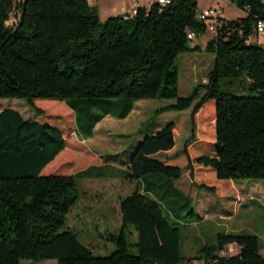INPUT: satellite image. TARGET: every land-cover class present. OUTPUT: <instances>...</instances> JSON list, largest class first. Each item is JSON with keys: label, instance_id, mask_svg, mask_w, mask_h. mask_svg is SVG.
<instances>
[{"label": "trees", "instance_id": "obj_1", "mask_svg": "<svg viewBox=\"0 0 264 264\" xmlns=\"http://www.w3.org/2000/svg\"><path fill=\"white\" fill-rule=\"evenodd\" d=\"M229 1L246 15L220 18L203 48L213 56L207 80L181 96L175 59L199 49L191 45L189 32L207 29L197 18V0L154 1L133 17L113 15L104 21L89 0H27L21 24V0H0V98L21 99L37 114L43 111L35 100H63L84 139L106 115L125 118L138 100L172 101L153 110L151 119L176 112L134 148L127 177L142 184L120 199L122 228L106 236L114 252L97 256L66 228L80 198L77 180L92 168L42 175L65 148L61 131L15 109L1 110L0 264L46 259L57 264H264L255 234L219 233L195 256L183 257L180 227L149 196L155 190L159 200L168 198L165 177L176 180L185 169L195 188L218 196L236 181L264 180V47L249 41L257 21L264 22V2ZM15 11L17 21L8 25ZM234 82L239 88L247 84L251 93H233ZM93 106L102 107V114ZM59 113L70 120L65 109ZM173 190L175 205L167 208L177 219L187 197ZM189 214V223L199 218L193 209ZM131 227L136 240L129 243ZM231 243L238 253L220 255Z\"/></svg>", "mask_w": 264, "mask_h": 264}, {"label": "rangeland", "instance_id": "obj_2", "mask_svg": "<svg viewBox=\"0 0 264 264\" xmlns=\"http://www.w3.org/2000/svg\"><path fill=\"white\" fill-rule=\"evenodd\" d=\"M20 0H17V2ZM98 1V4L100 7H104L107 9L108 12L104 13H110L115 12L117 15H119L120 8L122 7V0H91V3L95 5V3ZM144 3H149L152 0H143ZM219 1L220 5L223 7V11H225L226 15L228 17H234L237 15V9L229 2H226V0H197V6L198 10H201L203 8L208 7H219L216 6L215 2ZM16 10V9H15ZM204 10V9H203ZM102 14L103 17H105L106 14ZM14 18H17L15 11ZM102 17V18H103ZM101 19V18H100ZM102 20V19H101ZM104 21V18L103 20ZM12 24L13 21H11ZM256 37H262V35L254 34ZM253 35V36H254ZM264 38V36H263ZM262 39V38H261ZM252 41V40H251ZM259 45H263L262 43H259ZM211 56L212 54L205 52L202 50H195L188 53H180L176 59H175V65L178 71V89H179V95L181 96H187L190 95L192 90L198 86L201 82L202 77H207L208 70L210 69V62H211ZM205 66V67H203ZM195 79H200L199 83L195 82ZM206 82V80H205ZM231 86V91L237 95H245L248 93H251L248 90L247 84H243V87L239 88L237 82H234ZM39 100H46V99H37L34 101V104L36 107L40 108L43 111V114H37L32 108H30L23 100L16 99V98H0V111L3 109L11 108L19 111L23 117L29 119V118H35L38 121L42 123H48L56 128H58L67 138V145L74 148V141L72 140V137L68 136L69 131H76V124L74 121V114L73 111H71L72 115L69 113L70 111L66 110L70 114V120H67L65 115L60 114L59 112L63 109L60 108L57 104L50 102V101H41ZM168 100H157V99H143L139 100L138 107L132 113V115L128 118L127 121H121L111 116H106L104 120H102L100 123L96 125L94 128L95 133L94 136L91 139L85 141L84 143H81V146L83 147H90L91 149L100 150L105 158H109L110 156L122 157L124 154V151L122 149H119L118 147H124L129 148L131 142L133 141V138L136 137L139 133L134 132V126L139 124L141 120H144L147 118L148 115H151L152 111L155 110L158 107H161L167 102ZM93 111H97L98 113L102 114V107L99 106H93ZM174 114L171 115V113L162 114L156 119H150L151 124L157 125L159 127H163L166 123L171 121L174 117ZM128 123V130L131 129L129 133H123L120 132L124 129V124ZM141 130H144L141 128ZM109 131V132H108ZM84 144V145H83ZM69 147V148H71ZM76 147V146H75ZM78 150V149H77ZM67 152H65L59 159L58 163L52 164L50 169L53 170V168L61 167L62 169H65L66 166H63L62 164L65 162ZM68 163L72 162L74 160H79L80 155L79 152L76 151V153L70 154V156L67 158ZM63 160V161H62ZM67 165V164H66ZM169 180V186L165 185V188H163V191H165L164 194H169L168 198H161L159 200L158 194L155 192V190H152V194H149L150 197L156 199L167 219L170 223L178 225L181 229V255L183 257H193L198 253V250L202 245L205 243H213L215 242L216 236L219 233H225V232H232L237 234H255L259 237V241L261 246H263L264 243V207L259 206L256 202H252L251 208L243 207L241 208L239 203L240 201L236 200L238 198H242V194L233 190H229L224 197L228 196L227 198H222L221 196L209 193L204 190H199L194 187L190 176H189V170L185 169L182 172V175L175 183V181L168 177H165ZM172 182V183H171ZM235 184L239 185L241 188H248L250 186V189H252V193L254 198H256L261 204L264 205V180H252V179H243L234 182ZM251 184V185H250ZM134 183H130L126 180L122 179H116L111 182V180H101L96 181L95 179H87L83 181L82 183H78V188L80 192L85 191V197L82 199L81 204H87L88 205L93 203L97 198L98 194L103 197V191L104 189L106 191L109 190H117V199L120 197V195L128 193L133 187ZM173 186L180 190L181 192L185 193V196L187 199L182 200L181 202L186 204L181 208L183 216H179L177 219H175V216H173L172 212L169 210L171 207L174 206V190ZM104 187V188H103ZM103 188V189H102ZM232 188V187H231ZM105 192V191H104ZM263 193V195H262ZM113 195V194H112ZM262 195V196H261ZM210 196V197H208ZM204 198L205 201L203 199ZM203 201L202 205H199L198 201ZM180 202V203H181ZM221 202L224 204L227 208H231L234 210V208L238 211V216H232L230 218L226 217H218V216H209L208 218H196L194 219V224L189 223V211L193 209L196 213V215L203 216L205 211L208 210L210 212H213L216 210L215 207L221 208ZM228 204V205H227ZM170 205V206H169ZM93 207V206H92ZM91 207V208H92ZM111 208L114 207L113 204L110 206ZM200 207V208H199ZM203 211H201V210ZM246 210V211H245ZM210 212H207L210 214ZM258 214L260 216H258ZM70 222L73 223L76 227L78 224L75 221L74 215H71L69 218ZM80 227V225H79ZM91 229V227L89 226ZM79 240L85 244L83 236L85 233L82 234L78 232ZM119 233V232H117ZM91 238H94L91 240V243L89 244V247H91V250L93 253L97 256H108L115 250V246L113 243L103 240L101 235L99 234V231L95 228H92L90 230ZM81 235V236H80ZM88 235V234H86ZM97 236V237H96ZM86 240V239H85ZM126 240L129 243H132L136 240V233L133 227L129 230H126ZM87 245V244H85ZM220 255L228 254L226 250L219 253ZM21 264H57L55 259H46V260H40V261H32V260H22ZM191 264H202V262L194 260Z\"/></svg>", "mask_w": 264, "mask_h": 264}, {"label": "crops", "instance_id": "obj_3", "mask_svg": "<svg viewBox=\"0 0 264 264\" xmlns=\"http://www.w3.org/2000/svg\"><path fill=\"white\" fill-rule=\"evenodd\" d=\"M154 1H156V0H152L149 3H144L143 0H138V5H139V7L148 8ZM89 2L91 3V0H89ZM226 2L230 3L229 0H226ZM263 2H264V0H263ZM121 3H122V7L120 8L119 15L123 16V14H125L131 10L132 6H131L130 0H122ZM91 5L97 8L98 13H99V17L102 20H103V18L105 20L109 16L117 15L115 12L104 13V12H108V11L103 6L100 7V5L98 4V1L95 3V5L92 3H91ZM215 5L221 7L220 17L223 19H227V20L235 19V18L243 17L246 15V11L238 8L236 10L238 12L236 16L228 17L226 15L225 11H223V9H222L223 7L220 5L219 1H216ZM233 6L236 7L235 5H233ZM205 8H203V9H205ZM203 9L198 10V12L202 11ZM103 13L106 14L105 17H103V15H102ZM214 35H215V31L210 29L209 27H207L205 33L199 34V35L195 34L194 43H195V45H197L199 47L198 50L199 51L202 50L204 48V46L206 45V43ZM260 35H262V37H260V36L256 37L255 35L254 36L251 35L249 37V41L251 43H258V44L262 43V44H264V38H263L264 31ZM261 46H263V45H261ZM210 60H211L210 64L212 65L213 56H211ZM203 67H205V66H203ZM205 80H207V77H202L200 84L205 83ZM199 81H200V79H195L196 83H199ZM46 100L57 104L62 109L70 111L69 113L72 115V113H71L72 109L63 100H59V99H46ZM138 101L135 102L133 109L125 118L118 119V120L127 121L128 118L132 115V113H134V111L137 109L138 103H140ZM171 102L172 101H167V102H165L164 105L170 104ZM152 113H153V111H152ZM152 113H151V115H148L146 119L141 120L139 122V124L134 126V132H138L139 134L133 138V141L131 142L130 147L126 148V149L124 147H118L119 149H122L124 151V154L122 157L116 158L115 155L114 156L112 155L109 158H105L101 152L99 153L100 150H98V149L95 150V149H91L90 147L87 148V147L81 146V143H84L85 141L91 139L94 136L95 130L93 131V135L89 138H86V139L79 137L76 134V132L73 130V131L68 132V136L72 137V140L74 141V145L76 147L74 146V148H73V147L69 146V144L67 145L68 138L61 132L64 139H65V148L61 152H59L56 155V157L41 170L42 175H48V174L70 175V174H75L77 172L84 171L88 168H92V170L89 172V174H87L86 176H83L77 180V185L79 182L82 183L83 181H85L87 179L88 180L89 179H95L96 181H101V180H106V181L109 180L110 181L111 180V182H112V181L120 178V179L126 180L130 183H134V187L132 186L133 188L130 191H128V193L120 195V197H118L119 199H117V196H119V195H116L117 190L106 191L104 189L105 192L104 191L102 192L103 197H101V195L98 194V198L92 204L90 203L89 205H88V203L84 204V205L81 204L83 201L82 199H84V197H85V191L80 192V198L78 199L76 204L73 205V207L70 209V211L67 215L66 228L73 231L76 234L78 240H79V237H78L79 233L78 232H80L82 234V236L85 233L83 238H84L85 244H87V245H85V244L84 245L90 249H91V247H89V244L91 243V240L94 239V238H91V234H90V230L92 228L97 229L99 231V234L101 235L102 239L106 240V241H108L106 239L107 234H117V232H119L122 228V218H121V213H120V209H119L120 199L122 197L129 195L135 189V187L138 184H140V185L142 184L141 180H136V179H132V178L127 177L128 173H129L128 167H129V160H130L131 154L134 151V148L136 147L138 142L146 134H152L156 130L161 128L157 125L151 124L150 119H151ZM166 113H171V115H173V113H175L174 117L176 115L175 111L170 110V111H166V112L159 114L157 117H159L162 114H166ZM106 116H109V115H106ZM105 117H103L98 123H100L102 120H104ZM29 119H32V118H29ZM33 120H37V119L33 118ZM96 125H95V127H96ZM127 128H128V123H125L124 129L120 132L129 133L131 131V129L128 130ZM141 128H143L144 130H141ZM90 141H92V139ZM69 147H71V148H69ZM76 151L79 152L80 159L78 161L74 160V161L68 163L67 158L73 152L76 153ZM65 152H67V154H66L65 159H63V160H65V162L62 164L63 166H66L65 169H62L61 167H57V168L55 167V168H53V170H51L50 169L51 165L58 163L59 159L61 157H63L62 155ZM154 177H155V179H158L157 176H154ZM179 179L180 178L174 180L175 183H177V181H179ZM231 190L239 192L242 194V198L236 199V200L240 201L239 205L241 208H243V207H246L248 209L251 208L252 202H256L259 206L264 207L263 204H261L256 198H254V196H253L254 193H252L253 191H252V189H250V186L246 189V188H241L239 185L233 183ZM183 194L185 195V193H183ZM262 195H263V193H262ZM208 197H210V196H208ZM221 197L227 198L228 196L227 197L221 196ZM201 199H203L205 201L204 198L201 197ZM198 202H199L198 203L199 205L203 204L202 203L203 201H201V200ZM219 203H221V202H219ZM111 204L114 205L113 208L110 207ZM220 206H221V208H219V209H218V207H215L216 210H214L213 212L206 210L205 211L206 213H204L202 217L200 215H197V216L199 218L203 219V218H208L209 216H215V215L218 217H226V218H230L232 216H238L239 215L236 208H234V210H232L231 208H227L222 203ZM201 211H203V210H201ZM207 212H210V214ZM71 215H74L75 221L78 224L77 227L73 223L70 222L69 218ZM258 216H260V215L258 214ZM191 224H194V222ZM79 225H80V227H79ZM89 226L91 227V229L89 228ZM225 233H232V232H225ZM86 234H88V235H86ZM224 250H226V252L228 253V254H225V256H232V255H235L238 253L239 247L236 244L231 243V244H228ZM259 252L264 257V243H263V246H260Z\"/></svg>", "mask_w": 264, "mask_h": 264}, {"label": "built area", "instance_id": "obj_4", "mask_svg": "<svg viewBox=\"0 0 264 264\" xmlns=\"http://www.w3.org/2000/svg\"><path fill=\"white\" fill-rule=\"evenodd\" d=\"M130 2L132 6L131 10L123 14L124 18H130L137 14V10L139 8L138 0H130ZM156 2L160 5H166L167 3L170 2V0H156ZM220 15H221V9L219 7H208L198 12L197 18L203 21L207 27L215 31L216 26L220 22V18H221ZM11 21H13L14 24L17 21L16 18H14V14L11 15L10 20L8 21V25H13ZM263 31H264V22L259 20L255 25V32L257 35H259L262 34ZM187 37L190 40L191 45L194 46L195 34L193 32H189L187 34Z\"/></svg>", "mask_w": 264, "mask_h": 264}, {"label": "water", "instance_id": "obj_5", "mask_svg": "<svg viewBox=\"0 0 264 264\" xmlns=\"http://www.w3.org/2000/svg\"><path fill=\"white\" fill-rule=\"evenodd\" d=\"M26 2H27V0H21V13L19 15V22H18V24H21V21L23 19V12H24V8H25Z\"/></svg>", "mask_w": 264, "mask_h": 264}]
</instances>
